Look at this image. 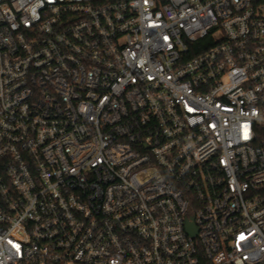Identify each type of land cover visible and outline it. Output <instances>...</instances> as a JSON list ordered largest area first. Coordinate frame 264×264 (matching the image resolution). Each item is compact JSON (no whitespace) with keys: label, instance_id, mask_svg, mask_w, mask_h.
Here are the masks:
<instances>
[{"label":"built area","instance_id":"1","mask_svg":"<svg viewBox=\"0 0 264 264\" xmlns=\"http://www.w3.org/2000/svg\"><path fill=\"white\" fill-rule=\"evenodd\" d=\"M72 263L264 264V0H0V264Z\"/></svg>","mask_w":264,"mask_h":264},{"label":"water","instance_id":"2","mask_svg":"<svg viewBox=\"0 0 264 264\" xmlns=\"http://www.w3.org/2000/svg\"><path fill=\"white\" fill-rule=\"evenodd\" d=\"M187 226H188V230L191 234L196 233V230L194 229L195 227H193V225L191 223H188Z\"/></svg>","mask_w":264,"mask_h":264},{"label":"trees","instance_id":"3","mask_svg":"<svg viewBox=\"0 0 264 264\" xmlns=\"http://www.w3.org/2000/svg\"><path fill=\"white\" fill-rule=\"evenodd\" d=\"M196 51H200V48H199V49H197Z\"/></svg>","mask_w":264,"mask_h":264},{"label":"rangeland","instance_id":"4","mask_svg":"<svg viewBox=\"0 0 264 264\" xmlns=\"http://www.w3.org/2000/svg\"><path fill=\"white\" fill-rule=\"evenodd\" d=\"M72 264H76V263H72Z\"/></svg>","mask_w":264,"mask_h":264}]
</instances>
